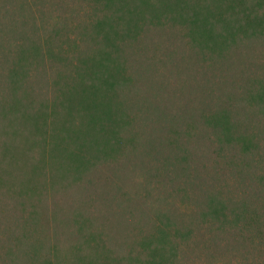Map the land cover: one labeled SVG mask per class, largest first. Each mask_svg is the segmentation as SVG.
<instances>
[{"label":"rangeland","instance_id":"1","mask_svg":"<svg viewBox=\"0 0 264 264\" xmlns=\"http://www.w3.org/2000/svg\"><path fill=\"white\" fill-rule=\"evenodd\" d=\"M88 14L78 0H11L0 8V264H76L87 254L127 264L164 228L179 243L182 264H264V29L208 58L189 29L150 28L135 48L132 102L141 113L137 129L145 124L155 134L99 161L61 199L54 192L76 179L70 153L41 150L43 134L21 113L11 120L17 99L28 108L25 93L59 96L58 71L74 68L47 57L43 65L37 56L14 79L11 61L29 39L45 52L61 42L72 63L84 60L92 51L80 54L75 45L89 39ZM219 115L230 133L211 129L210 117ZM62 125L53 126L58 138ZM93 231L100 238H90ZM107 237L111 246L98 240Z\"/></svg>","mask_w":264,"mask_h":264},{"label":"trees","instance_id":"2","mask_svg":"<svg viewBox=\"0 0 264 264\" xmlns=\"http://www.w3.org/2000/svg\"><path fill=\"white\" fill-rule=\"evenodd\" d=\"M9 2L11 0H0V8H5ZM263 2L264 0H78L79 4L87 6L89 10L87 21L84 22L89 39H83L82 45H75L80 54L92 51L90 55H83L84 60L78 58L72 63L69 54L63 51L61 42L58 51L47 52L37 45V40L29 39L27 47L24 43L19 45V55L11 61L14 79L17 78L18 71L26 75L29 72L27 67L37 62V56L43 65L47 57L49 60H57L59 64L64 63L65 68L67 64L74 68L73 72L63 69L58 71V83L60 81L62 84L57 90L59 96H44L39 100L25 93L28 108L24 107L22 99H17L11 120H15L17 113H21L24 121L28 120L33 129L42 133L41 150H50L55 155H60L61 150L70 153L72 171L76 174L75 182L58 188L54 196L66 198L65 192L75 183L79 184L92 168L100 164L99 161L109 159L124 144L136 149L142 144L145 134H155V130L145 127V124H140L141 129H137L136 117L141 116V113H134L138 102H132L138 79L135 70L138 54L135 48L144 43L150 28H174V24L185 27L189 29V38L199 49L200 56L218 57L233 46L240 35L244 39L253 36L248 30L256 27L264 29ZM29 18L35 19L34 16L25 17L27 20ZM2 35L3 29L0 26V39ZM57 35V29L53 28L51 36ZM71 41L74 44L77 42L75 38ZM62 53L64 55L60 56ZM20 87L18 82L17 89ZM15 92L16 89L13 88V93ZM210 118L214 120H211L215 123L211 129L215 133L220 134L226 130L230 133V123L226 116ZM59 121L63 122L64 134L61 138H58L53 127ZM147 128L152 131L147 132ZM4 134L5 131L0 128V135ZM48 141L50 143L46 145ZM146 145L147 143L143 145V149ZM170 145L175 150H184L183 144V149L179 145ZM52 189L53 187L50 190ZM59 191H63L61 195H57ZM80 220L82 226L88 223ZM159 232V236L149 240L143 251L127 264H182L176 238L171 239L165 228ZM101 234L102 232L95 235L93 231L88 236L100 238ZM98 240L112 245L109 237ZM90 247L93 250L96 248L93 245ZM105 254L108 252L105 251ZM84 257L82 259L76 256L75 263L125 264L115 260H111V263L97 261L88 254Z\"/></svg>","mask_w":264,"mask_h":264}]
</instances>
